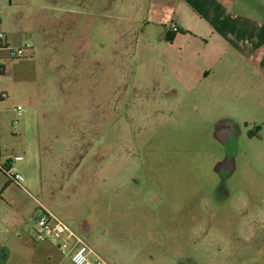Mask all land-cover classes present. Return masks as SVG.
Wrapping results in <instances>:
<instances>
[{"label":"rangeland","instance_id":"obj_1","mask_svg":"<svg viewBox=\"0 0 264 264\" xmlns=\"http://www.w3.org/2000/svg\"><path fill=\"white\" fill-rule=\"evenodd\" d=\"M177 14L0 0V35L35 50L0 48V145L26 188L0 171V264H74L35 236L41 205L109 264H264V71L173 34ZM181 47L195 63L172 62Z\"/></svg>","mask_w":264,"mask_h":264},{"label":"crops","instance_id":"obj_2","mask_svg":"<svg viewBox=\"0 0 264 264\" xmlns=\"http://www.w3.org/2000/svg\"><path fill=\"white\" fill-rule=\"evenodd\" d=\"M175 1L178 14L176 18H173V21L178 26V30L173 31V34L183 29L184 33L190 32L197 34L196 36L201 39L211 37L216 42L213 50L219 56L229 57L230 63L232 62L235 66L240 67L242 64L247 63L246 67L251 68L252 71H264V31L263 35H260L259 31L255 30V20L257 17L248 10L257 8V11L264 15V0ZM171 33L170 31L168 32V34ZM182 35L184 36V34ZM176 38L177 36H175ZM26 46L27 50L31 47L29 45ZM208 48L212 50L210 45H208ZM29 51L32 54L35 50L31 47ZM189 53L190 51L188 49L184 50L181 47V50L178 52L170 53L173 54V59L171 56L170 59H172V62L174 60L176 66L183 65L184 68L186 65H191L190 62L195 63L189 57ZM198 54L201 55V52ZM200 55L197 62L202 65L204 64V60H201ZM209 72H211L210 69ZM209 72L206 71L205 78L208 77ZM186 81L183 79L181 84L186 85ZM10 158H12V153H10L9 149L3 148L0 145V160L4 162ZM9 181L15 183L10 179ZM1 186L2 183H0V194L1 192L2 194L6 193L9 189L7 184L4 182V191H1ZM23 189L26 188L24 187ZM65 259L64 256L62 261Z\"/></svg>","mask_w":264,"mask_h":264},{"label":"built area","instance_id":"obj_3","mask_svg":"<svg viewBox=\"0 0 264 264\" xmlns=\"http://www.w3.org/2000/svg\"><path fill=\"white\" fill-rule=\"evenodd\" d=\"M169 29L177 31L176 24H171ZM0 48H7L14 57H22L26 48H12L4 34L0 35ZM0 65V69H1ZM22 107H18V114H21ZM22 155H15L7 161L0 160V170L18 186L24 188L23 175L16 169L15 163L22 160ZM41 212L32 218L34 232L38 239L49 241L57 246L59 251L69 257L74 264H109L101 257L85 239L59 218L49 208L41 205Z\"/></svg>","mask_w":264,"mask_h":264},{"label":"trees","instance_id":"obj_4","mask_svg":"<svg viewBox=\"0 0 264 264\" xmlns=\"http://www.w3.org/2000/svg\"><path fill=\"white\" fill-rule=\"evenodd\" d=\"M4 70H5V67H4V65H2L1 66V69H0V74H2L3 72H4ZM11 180V179H10Z\"/></svg>","mask_w":264,"mask_h":264}]
</instances>
